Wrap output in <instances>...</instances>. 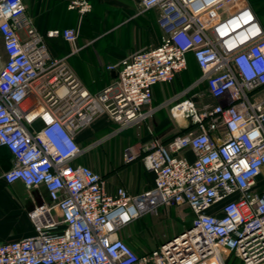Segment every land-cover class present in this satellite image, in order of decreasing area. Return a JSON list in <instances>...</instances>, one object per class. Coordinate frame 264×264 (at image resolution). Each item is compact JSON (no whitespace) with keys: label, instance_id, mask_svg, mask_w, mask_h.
<instances>
[{"label":"built area","instance_id":"1","mask_svg":"<svg viewBox=\"0 0 264 264\" xmlns=\"http://www.w3.org/2000/svg\"><path fill=\"white\" fill-rule=\"evenodd\" d=\"M160 12L162 40L107 67L113 81L93 94L68 57L47 39H78L76 29L41 32L23 0H0V148L15 159L7 183L44 186L49 203L29 216L35 233L0 245V264H264V27L238 0H139ZM81 17L91 0H70ZM192 56L193 84L154 108V89L173 84ZM212 101L199 108L191 91ZM190 121L185 134L124 152L155 176L140 194L107 192L102 175L78 161L118 132L139 129L161 109ZM118 126L82 146L98 118ZM38 125V126H36ZM186 207L191 225L139 254L122 233L162 209Z\"/></svg>","mask_w":264,"mask_h":264},{"label":"crops","instance_id":"2","mask_svg":"<svg viewBox=\"0 0 264 264\" xmlns=\"http://www.w3.org/2000/svg\"><path fill=\"white\" fill-rule=\"evenodd\" d=\"M23 1L36 27L41 32L70 28L78 31V39L74 44H70L62 38L47 40L53 55L68 57L70 65L93 94L101 92L115 78V72L108 71L107 66L118 63L135 50L156 47L160 43V34L157 35V16L155 15L158 10L143 11L139 0H91L93 11L83 17L68 9L70 0ZM238 3L250 4L264 27V0H238ZM147 31L150 32V39H146ZM5 60L6 54L0 36V69ZM184 73L173 84L155 86L152 105L154 108L157 109L172 98L173 96H168L171 91L174 92L173 95H176L193 84L191 81L188 83V80L186 82V77L183 80ZM178 89L180 90L177 91ZM202 89L205 87L201 86L191 91L190 96L197 99V94ZM167 111L166 108L161 109L139 129H128L114 135L111 139L121 135L127 137L123 139L112 157L109 158L106 154L102 157L103 164L101 166L97 165V158L88 157L94 150L79 160L84 161L88 158L85 161L86 164L83 165L90 166L103 176L109 194L115 195L120 187L126 188L133 195L153 188L155 176L146 170L140 160L126 164L124 152L132 145H147L151 141L157 140V135L162 130L172 133L174 125L168 118ZM104 129L107 130L103 131ZM117 129L118 126L111 123L108 117L102 116L80 135L78 141L82 146H85ZM14 165L15 159L12 154L8 149L1 147L0 245L34 235L35 229L29 214L37 207L50 201L48 191L44 186L28 189L20 181L13 184L7 183L4 174ZM182 209H187V213L190 215V219L187 220V227H189L193 214L186 207ZM131 230L129 226L122 233V238L134 247Z\"/></svg>","mask_w":264,"mask_h":264},{"label":"rangeland","instance_id":"3","mask_svg":"<svg viewBox=\"0 0 264 264\" xmlns=\"http://www.w3.org/2000/svg\"><path fill=\"white\" fill-rule=\"evenodd\" d=\"M149 15V13H147ZM155 15L157 16V35L160 34V42L162 40V32L159 27V17L160 12H155ZM150 32L147 31L146 33V39H150ZM153 33V32H152ZM105 43V42H104ZM140 50V49H138ZM135 50L128 55L138 51ZM127 55V56H128ZM108 67V66H107ZM76 72V71H75ZM77 73V72H76ZM78 75V74H77ZM79 76V75H78ZM197 76V77H196ZM201 76V72L198 69L195 62L192 61V63L188 67V71H186L182 78L186 77L185 80L188 83L189 81L194 82L196 79H198ZM80 78V77H79ZM187 83V84H188ZM176 85V84H175ZM178 89L177 91H179ZM175 91V92H177ZM174 92L171 91L170 95L168 96H174ZM197 101L199 108H203L204 106H208L212 104V101L210 100L208 94L206 93L205 89H202L197 94ZM167 116L170 118L171 123H173V132L169 133L164 130L159 132V135H157V141L167 142L169 139L174 137L175 135H178L182 132H184L190 124V121L187 118L178 120L174 119L170 111H167ZM107 129H104L103 131H106ZM139 133V132H138ZM127 136L121 135L117 136L111 140H109L107 143L102 145V147H97L92 151V153L88 156L90 158H97V165L101 166L103 164V158L104 156H108L109 158L114 155L115 151L117 150L118 146L123 142V139H125ZM98 154V156H97ZM106 154V155H105ZM78 161L79 164H86L85 161ZM101 161V162H99ZM101 163V164H100ZM96 164V163H95ZM99 168V167H98ZM185 218V220H183ZM190 219V215L187 213V209H182L180 207H173L168 209H162L160 214L157 216H145L136 222H134L131 227V231L133 233V242L134 247L137 253L143 254L146 252H149L153 249L158 248L166 239L173 237L176 234H180L184 231V229L187 227V220ZM132 246V245H131ZM133 247V246H132ZM133 247V248H134ZM231 264V263H230ZM234 264L236 261H234Z\"/></svg>","mask_w":264,"mask_h":264},{"label":"trees","instance_id":"4","mask_svg":"<svg viewBox=\"0 0 264 264\" xmlns=\"http://www.w3.org/2000/svg\"><path fill=\"white\" fill-rule=\"evenodd\" d=\"M188 61H189V65L192 63V61L193 62H195V60H194V58L192 57V56H189V59H188ZM195 64H196V62H195ZM197 65V64H196ZM198 67V66H197ZM188 71V70H187ZM197 77V76H196ZM188 130L186 129L184 132H182V133H180V134H185L186 132H187ZM173 138V137H172ZM171 138V139H172ZM171 139H169L168 141H170Z\"/></svg>","mask_w":264,"mask_h":264}]
</instances>
